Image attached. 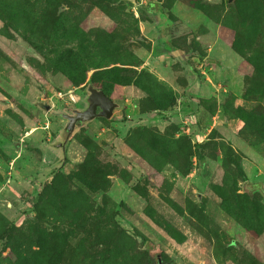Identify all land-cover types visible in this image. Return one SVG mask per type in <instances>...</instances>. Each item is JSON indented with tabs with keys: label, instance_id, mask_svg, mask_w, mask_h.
I'll list each match as a JSON object with an SVG mask.
<instances>
[{
	"label": "rangeland",
	"instance_id": "1",
	"mask_svg": "<svg viewBox=\"0 0 264 264\" xmlns=\"http://www.w3.org/2000/svg\"><path fill=\"white\" fill-rule=\"evenodd\" d=\"M0 264H264V0H0Z\"/></svg>",
	"mask_w": 264,
	"mask_h": 264
},
{
	"label": "water",
	"instance_id": "2",
	"mask_svg": "<svg viewBox=\"0 0 264 264\" xmlns=\"http://www.w3.org/2000/svg\"><path fill=\"white\" fill-rule=\"evenodd\" d=\"M133 1L136 2V0ZM87 92V106L83 110L75 111L74 116L68 118L66 123L67 132L72 130L77 120L88 121L96 116L110 117L115 103L98 89L87 87ZM157 263H159V260H157Z\"/></svg>",
	"mask_w": 264,
	"mask_h": 264
},
{
	"label": "built area",
	"instance_id": "3",
	"mask_svg": "<svg viewBox=\"0 0 264 264\" xmlns=\"http://www.w3.org/2000/svg\"><path fill=\"white\" fill-rule=\"evenodd\" d=\"M67 99L70 100L71 102H74V97L72 94H67Z\"/></svg>",
	"mask_w": 264,
	"mask_h": 264
}]
</instances>
